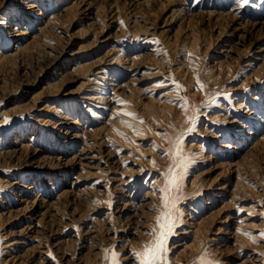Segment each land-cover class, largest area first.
Listing matches in <instances>:
<instances>
[{"label": "rangeland", "instance_id": "374dc122", "mask_svg": "<svg viewBox=\"0 0 264 264\" xmlns=\"http://www.w3.org/2000/svg\"><path fill=\"white\" fill-rule=\"evenodd\" d=\"M3 55L0 264H139L169 169L163 264H264V0H0Z\"/></svg>", "mask_w": 264, "mask_h": 264}, {"label": "snow or ice", "instance_id": "6c2138e0", "mask_svg": "<svg viewBox=\"0 0 264 264\" xmlns=\"http://www.w3.org/2000/svg\"><path fill=\"white\" fill-rule=\"evenodd\" d=\"M251 2V0H239L241 6H246ZM180 102L177 103V107L181 108L182 111H185L184 108V99L179 98ZM172 103H176L175 101H170ZM126 115L133 116L136 119H140L139 117H135L132 113H125ZM187 117V112H186ZM143 122V121H141ZM189 123L192 121L189 120ZM192 131L191 128L188 129ZM159 135V133H158ZM182 135V134H181ZM179 140L177 138L175 147L179 151ZM170 143H172L170 138ZM162 154L169 155L167 150H161ZM155 163V162H153ZM165 179V187L159 189L160 192L163 193L161 197L163 202L164 211H162L161 215L157 217V226L151 232L153 236L152 241L144 246L143 251L134 253V256L138 258L139 264H163V253L166 249V239L173 232L174 227L177 223V217L174 213L176 197L173 196L174 191H178L180 189V180L182 176L174 175L173 170L169 169L168 173L164 177ZM264 236V233H261ZM112 264H118V257L115 252H112Z\"/></svg>", "mask_w": 264, "mask_h": 264}, {"label": "bare ground", "instance_id": "6f19581e", "mask_svg": "<svg viewBox=\"0 0 264 264\" xmlns=\"http://www.w3.org/2000/svg\"><path fill=\"white\" fill-rule=\"evenodd\" d=\"M30 2H34V0H29ZM30 7V6H29ZM28 7V8H29ZM33 8V7H32ZM34 12V11H33ZM53 12V11H52ZM57 12V11H56ZM195 39V38H194ZM191 46V45H190ZM195 46V45H194ZM12 55V54H11ZM5 55H3L2 57H0V59L1 58H3ZM218 79V78H217ZM105 91V90H104ZM93 92V91H92ZM96 93V92H95ZM95 93H93V94H95ZM86 94V93H85ZM101 95H105V93H102ZM173 105V104H172ZM12 106V105H11ZM173 107V106H172ZM149 108L151 109V110H153L154 109V105H153V101L151 102V105H149ZM175 108V107H174ZM246 110V109H245ZM169 111V110H168ZM167 111V112H168ZM174 111V110H173ZM61 112V111H60ZM168 115V114H167ZM218 115V114H217ZM63 117V116H62ZM63 121V120H62ZM118 132V131H117ZM20 133V132H19ZM128 138V137H127ZM195 142H191L190 144H194ZM230 143V142H229ZM202 144V143H201ZM200 143L198 144V146H200L201 145ZM225 145H227V144H222V146H225ZM193 147V146H192ZM199 150V149H198ZM105 168V167H104ZM153 182H154V180H153ZM29 188L30 187H32V186H28ZM36 187V186H35ZM115 191V190H114ZM119 191V190H118ZM63 192V191H62ZM148 192V191H147ZM125 193V192H124ZM12 194V193H11ZM23 197H24V195H23ZM106 197V196H105ZM103 202V201H102ZM104 203V202H103ZM12 206V205H11ZM92 209V208H91ZM89 210V209H88ZM211 211V210H210ZM88 212V211H87ZM92 212V211H91ZM31 214H33V213H31ZM83 214V213H82ZM89 214V213H88ZM86 216V215H85ZM28 217V216H27ZM29 217H31V215L29 216ZM94 218H95V216H94ZM34 219V218H33ZM97 219V218H96ZM29 222V221H28ZM36 222H38V219H36ZM96 222V221H95ZM29 224V223H28ZM97 224V223H96ZM107 224V223H106ZM105 224V225H106ZM241 223L240 222H238V224H237V227H236V231L237 230H241L242 232H243V230L241 229V226H239ZM242 225V224H241ZM199 226L200 225H198V228H197V230H196V232H198L199 233V231H202L201 230V228L199 229ZM35 227V224H29V225H27L26 227H25V229H24V231H26V233H32V232H34V228ZM97 227V226H96ZM34 228V229H33ZM94 228H95V226H94ZM96 229V228H95ZM220 229V228H219ZM99 230V229H98ZM93 231V230H92ZM91 232V231H90ZM103 232V231H102ZM30 233V234H31ZM220 232H216V234H215V236L216 235H218ZM86 236V235H85ZM105 236V235H104ZM250 236V235H249ZM216 238V237H215ZM251 238V237H250ZM30 239H32V238H30V235H23V236H21V237H11V238H8L7 240H4L3 241V243H2V248H4L5 250L4 251H8V252H10V253H12L13 251H14V248L16 247V245L18 244V243H28V241L27 240H30ZM212 240H214V239H212ZM27 246V245H26ZM83 246V245H82ZM188 247H192L191 245H189ZM32 249V248H31ZM28 250H30V248L28 249H26V251L28 252ZM213 250L214 251H217V247L215 248H213ZM17 252V251H16ZM199 252V251H198ZM19 253V252H18ZM21 257V254H15V257L14 258H12V259H15V258H17V259H19ZM6 262H7V260H5ZM131 261V260H130ZM47 262V261H46ZM24 264H29V263H26V261H24ZM180 264V263H179Z\"/></svg>", "mask_w": 264, "mask_h": 264}]
</instances>
